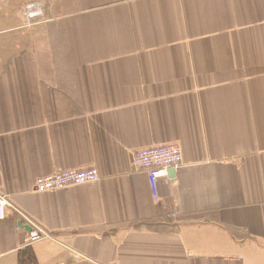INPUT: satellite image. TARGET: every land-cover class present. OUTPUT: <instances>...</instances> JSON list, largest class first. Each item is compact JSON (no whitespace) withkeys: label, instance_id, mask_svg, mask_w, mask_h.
Instances as JSON below:
<instances>
[{"label":"crops","instance_id":"obj_1","mask_svg":"<svg viewBox=\"0 0 264 264\" xmlns=\"http://www.w3.org/2000/svg\"><path fill=\"white\" fill-rule=\"evenodd\" d=\"M0 33V264H264V0H73ZM177 144L154 200L132 156ZM101 179L34 191L57 171ZM24 224V222H23Z\"/></svg>","mask_w":264,"mask_h":264},{"label":"built area","instance_id":"obj_2","mask_svg":"<svg viewBox=\"0 0 264 264\" xmlns=\"http://www.w3.org/2000/svg\"><path fill=\"white\" fill-rule=\"evenodd\" d=\"M132 165L136 171L147 173L150 188L156 202L160 201L159 187L161 184L174 183L170 170L177 172L183 165L182 149L177 144H166L147 147L136 151L132 156ZM101 179L100 173L95 168L71 169L57 171L39 179L34 191L48 193L72 187L94 184ZM10 209L18 216L17 229L26 231L28 244L53 240L51 235L24 215L10 197L0 193V220L5 217V210ZM24 222V224H23Z\"/></svg>","mask_w":264,"mask_h":264},{"label":"rangeland","instance_id":"obj_3","mask_svg":"<svg viewBox=\"0 0 264 264\" xmlns=\"http://www.w3.org/2000/svg\"><path fill=\"white\" fill-rule=\"evenodd\" d=\"M73 0H0V33L20 24L34 28L53 14L72 10Z\"/></svg>","mask_w":264,"mask_h":264},{"label":"water","instance_id":"obj_4","mask_svg":"<svg viewBox=\"0 0 264 264\" xmlns=\"http://www.w3.org/2000/svg\"><path fill=\"white\" fill-rule=\"evenodd\" d=\"M169 173H170V176H171V177H174V176H175V172H174L173 170H170ZM27 230H29V229H27Z\"/></svg>","mask_w":264,"mask_h":264}]
</instances>
